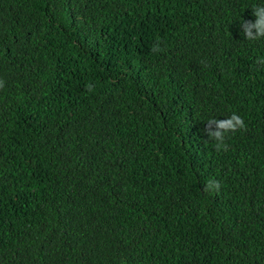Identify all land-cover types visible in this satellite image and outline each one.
Listing matches in <instances>:
<instances>
[{"label": "trees", "instance_id": "1", "mask_svg": "<svg viewBox=\"0 0 264 264\" xmlns=\"http://www.w3.org/2000/svg\"><path fill=\"white\" fill-rule=\"evenodd\" d=\"M258 5L0 0V264H264Z\"/></svg>", "mask_w": 264, "mask_h": 264}, {"label": "clouds", "instance_id": "2", "mask_svg": "<svg viewBox=\"0 0 264 264\" xmlns=\"http://www.w3.org/2000/svg\"><path fill=\"white\" fill-rule=\"evenodd\" d=\"M253 14L256 17L255 21L240 20V29L244 34L246 40H260L264 39V5H258L252 8ZM154 53L163 51L160 46V41H157L152 48ZM256 64L264 66V57L257 58ZM4 86V81L0 80V88ZM88 91H92L94 85L88 84ZM244 119L235 112L226 116L224 119H218L217 117H210L206 121V126L203 132L207 135L208 140L214 141V147L217 151H228L229 145L227 139L230 134L237 131L246 129ZM220 182L214 179H209L203 188L205 192H218L220 190Z\"/></svg>", "mask_w": 264, "mask_h": 264}]
</instances>
